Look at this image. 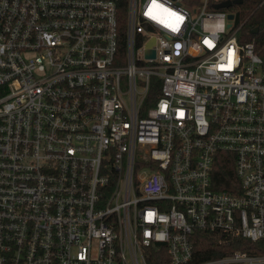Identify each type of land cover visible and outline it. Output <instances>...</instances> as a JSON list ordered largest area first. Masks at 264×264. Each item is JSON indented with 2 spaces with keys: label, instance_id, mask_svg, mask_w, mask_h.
Returning <instances> with one entry per match:
<instances>
[{
  "label": "built area",
  "instance_id": "2783aa9c",
  "mask_svg": "<svg viewBox=\"0 0 264 264\" xmlns=\"http://www.w3.org/2000/svg\"><path fill=\"white\" fill-rule=\"evenodd\" d=\"M233 1L0 0V264L159 246L191 264L196 230L264 241V37L238 21L264 0Z\"/></svg>",
  "mask_w": 264,
  "mask_h": 264
},
{
  "label": "trees",
  "instance_id": "16d2710c",
  "mask_svg": "<svg viewBox=\"0 0 264 264\" xmlns=\"http://www.w3.org/2000/svg\"><path fill=\"white\" fill-rule=\"evenodd\" d=\"M241 9L244 28L259 27L262 31L260 34L262 33V37H264V6L257 8L255 3L243 1ZM236 183L233 166L221 159L213 173L214 189L216 191H230ZM190 241L193 247L191 264L221 257L234 251H242L250 255H264L263 240L251 241L240 236L196 230L192 233ZM147 261L148 264H169L164 246L151 250Z\"/></svg>",
  "mask_w": 264,
  "mask_h": 264
},
{
  "label": "water",
  "instance_id": "95a60500",
  "mask_svg": "<svg viewBox=\"0 0 264 264\" xmlns=\"http://www.w3.org/2000/svg\"><path fill=\"white\" fill-rule=\"evenodd\" d=\"M233 3H241V0H234ZM231 4L232 3L228 1V2H224V3L220 4L218 7H229ZM228 18L231 19L232 18L231 15H229ZM258 30H259V27H254L251 30V33L252 34H255V33L258 32ZM148 54L152 56L153 55V52L150 51V52H148Z\"/></svg>",
  "mask_w": 264,
  "mask_h": 264
},
{
  "label": "rangeland",
  "instance_id": "374dc122",
  "mask_svg": "<svg viewBox=\"0 0 264 264\" xmlns=\"http://www.w3.org/2000/svg\"><path fill=\"white\" fill-rule=\"evenodd\" d=\"M242 17H243L242 12L239 11V17H238V21H239V23L242 22ZM243 21H244V20H243ZM261 32H262V31H261ZM261 35H262V33L259 34V36H261Z\"/></svg>",
  "mask_w": 264,
  "mask_h": 264
}]
</instances>
